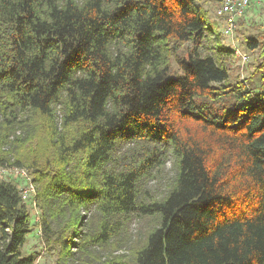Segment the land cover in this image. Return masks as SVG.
<instances>
[{"label": "trees", "instance_id": "1", "mask_svg": "<svg viewBox=\"0 0 264 264\" xmlns=\"http://www.w3.org/2000/svg\"><path fill=\"white\" fill-rule=\"evenodd\" d=\"M205 2L0 0V145L16 146L0 165L31 172L62 257L140 219L154 227L104 264H264V34L245 39L257 64L232 82ZM15 129L26 137L8 143ZM168 163L171 187L149 195ZM25 205L0 180V264H35Z\"/></svg>", "mask_w": 264, "mask_h": 264}, {"label": "rangeland", "instance_id": "2", "mask_svg": "<svg viewBox=\"0 0 264 264\" xmlns=\"http://www.w3.org/2000/svg\"><path fill=\"white\" fill-rule=\"evenodd\" d=\"M205 8L208 12L207 24L213 31H218L221 35V44L228 50L233 51V56L230 58V80L232 82H241L243 79L245 82L249 79L254 66L257 64L256 52L248 51L245 47L246 38H261L264 34V0H252L250 6L245 11L242 18L236 22V29L231 37L224 36L223 30L225 23L223 19L216 16V11L219 7L218 0H206ZM217 25V29L213 23ZM213 47V43L209 41V38L204 43V47L201 49L202 54H207L208 48ZM235 52L245 55L248 61L242 65L241 59L236 56ZM175 74H179L177 68L173 66ZM253 86H257L256 81H253ZM1 123L0 118V136H1ZM15 137H19L21 141L26 137L24 130L15 129L14 134L10 137L9 141H13ZM0 153L13 152L16 146L10 148L9 145H0ZM128 147L124 148V150ZM175 173L171 163L164 166L162 171L156 176V178L150 181L146 188L148 194L156 197L163 198L174 180ZM37 205V204H36ZM26 209L30 214L31 231L26 237L24 246L22 247L23 256H32L35 259V264H104L107 259L122 257L128 258L133 249L143 240L144 235L154 227V221H143L140 219H134L124 228L122 232L116 233L111 242L105 247H94L91 245L85 246L86 248L79 249L74 247L71 250V255L62 257L60 254L61 246L55 241L53 237H49L46 240V236L49 232L44 231L42 233L41 215L42 210L36 206L34 208L30 202L26 203ZM37 211H36V210ZM37 213V214H36ZM84 218L79 229L81 236L90 234L89 223L93 220L95 212L92 208L82 212ZM38 223V224H37ZM53 228L57 227L55 222H51ZM78 245L81 244V238L74 240Z\"/></svg>", "mask_w": 264, "mask_h": 264}, {"label": "built area", "instance_id": "3", "mask_svg": "<svg viewBox=\"0 0 264 264\" xmlns=\"http://www.w3.org/2000/svg\"><path fill=\"white\" fill-rule=\"evenodd\" d=\"M251 1L252 0H219L216 16L223 19L225 23L223 30L224 36L231 37L236 29L237 20L243 17ZM235 54L241 59L240 62L242 65L248 61L247 56L239 54L238 52H235ZM241 82H244V80L241 79ZM0 180L14 181L18 187L22 200L25 203L30 202L32 206L36 208V188L29 170L13 165H0Z\"/></svg>", "mask_w": 264, "mask_h": 264}]
</instances>
